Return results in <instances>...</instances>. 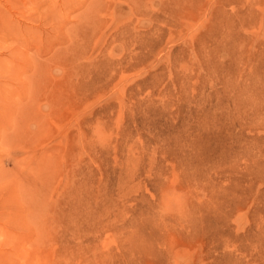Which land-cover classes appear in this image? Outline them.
<instances>
[{
    "label": "rangeland",
    "instance_id": "obj_1",
    "mask_svg": "<svg viewBox=\"0 0 264 264\" xmlns=\"http://www.w3.org/2000/svg\"><path fill=\"white\" fill-rule=\"evenodd\" d=\"M0 251L264 264V0H0Z\"/></svg>",
    "mask_w": 264,
    "mask_h": 264
},
{
    "label": "bare ground",
    "instance_id": "obj_2",
    "mask_svg": "<svg viewBox=\"0 0 264 264\" xmlns=\"http://www.w3.org/2000/svg\"><path fill=\"white\" fill-rule=\"evenodd\" d=\"M23 4H24V3H22L21 5L18 4V5H19L18 7L21 8V9H23V7H24ZM30 6H31V5H30ZM28 7H29V5H28ZM33 7H34V6H33ZM33 7H32V8H33ZM35 7H36V6H35ZM25 8H26V6H25ZM30 8H31V7H30ZM28 9H29V8H28ZM35 9H36V8H35ZM32 43H33V41H32ZM27 45H28V44H27ZM28 48H30V47H28ZM15 54H16V53H15ZM12 247H14V246H12ZM12 247H11V248H12ZM15 247H16V246H15ZM11 251H12V250H11ZM23 251H24V250H23ZM3 252H4V251H3ZM12 252H14V251H12ZM0 253H1V251H0ZM13 254H15V252H14ZM18 254L20 255V253H18ZM2 255H3V254H2ZM17 256H18V255H17ZM18 257H19V256H18ZM2 259H3V258H2ZM18 259H19V262H20V258H18ZM21 260H22V259H21ZM20 263H21V262H20ZM4 264H5V263H4Z\"/></svg>",
    "mask_w": 264,
    "mask_h": 264
}]
</instances>
